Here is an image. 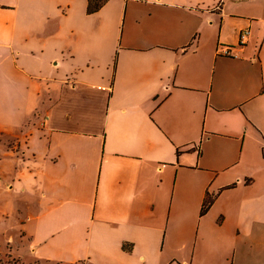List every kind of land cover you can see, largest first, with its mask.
<instances>
[{"label": "crops", "instance_id": "1", "mask_svg": "<svg viewBox=\"0 0 264 264\" xmlns=\"http://www.w3.org/2000/svg\"><path fill=\"white\" fill-rule=\"evenodd\" d=\"M87 6L0 0V253L264 264V0Z\"/></svg>", "mask_w": 264, "mask_h": 264}, {"label": "trees", "instance_id": "2", "mask_svg": "<svg viewBox=\"0 0 264 264\" xmlns=\"http://www.w3.org/2000/svg\"><path fill=\"white\" fill-rule=\"evenodd\" d=\"M104 1L105 0H88L87 11L90 13L98 10ZM209 203L210 201L206 200L203 204L202 210H205Z\"/></svg>", "mask_w": 264, "mask_h": 264}, {"label": "built area", "instance_id": "3", "mask_svg": "<svg viewBox=\"0 0 264 264\" xmlns=\"http://www.w3.org/2000/svg\"><path fill=\"white\" fill-rule=\"evenodd\" d=\"M219 3L217 4L216 8H218ZM249 34V29L248 28H244L241 29L239 32V44H242L245 42V40L247 39V36ZM220 50L222 51V53L228 54L229 52V47L228 46H224V48H221L222 46H219Z\"/></svg>", "mask_w": 264, "mask_h": 264}, {"label": "rangeland", "instance_id": "4", "mask_svg": "<svg viewBox=\"0 0 264 264\" xmlns=\"http://www.w3.org/2000/svg\"><path fill=\"white\" fill-rule=\"evenodd\" d=\"M20 258L18 257H10V254L9 253H6V254H1L0 253V264H25V263H22L20 262L19 260ZM31 264V263H29Z\"/></svg>", "mask_w": 264, "mask_h": 264}]
</instances>
